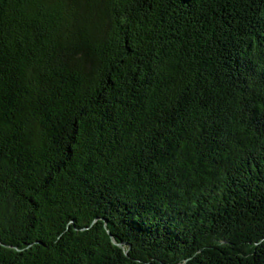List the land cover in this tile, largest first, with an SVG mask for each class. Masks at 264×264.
Returning <instances> with one entry per match:
<instances>
[{
  "label": "trees",
  "instance_id": "1",
  "mask_svg": "<svg viewBox=\"0 0 264 264\" xmlns=\"http://www.w3.org/2000/svg\"><path fill=\"white\" fill-rule=\"evenodd\" d=\"M0 264H264V0H0Z\"/></svg>",
  "mask_w": 264,
  "mask_h": 264
}]
</instances>
